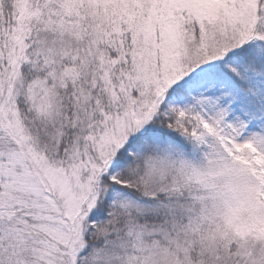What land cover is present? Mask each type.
Masks as SVG:
<instances>
[{
	"label": "snow or ice",
	"instance_id": "snow-or-ice-1",
	"mask_svg": "<svg viewBox=\"0 0 264 264\" xmlns=\"http://www.w3.org/2000/svg\"><path fill=\"white\" fill-rule=\"evenodd\" d=\"M0 264H264V0H0Z\"/></svg>",
	"mask_w": 264,
	"mask_h": 264
}]
</instances>
